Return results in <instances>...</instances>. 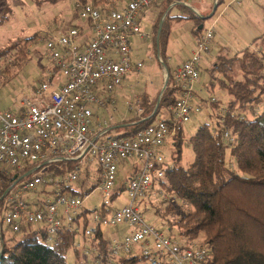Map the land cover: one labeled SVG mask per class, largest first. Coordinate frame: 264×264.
Wrapping results in <instances>:
<instances>
[{
  "label": "built area",
  "instance_id": "obj_1",
  "mask_svg": "<svg viewBox=\"0 0 264 264\" xmlns=\"http://www.w3.org/2000/svg\"><path fill=\"white\" fill-rule=\"evenodd\" d=\"M165 1L170 2L169 8L188 7L187 0H127L119 8L77 4L78 16L89 23V35L69 27L46 42L45 57L58 73L57 81L52 74L41 82L34 92L37 102L26 99L17 112L0 111V232L17 235L26 228L40 232L44 244L51 245L61 231L79 237L81 226L89 223L81 238L88 247L79 239L73 241L83 258L75 264H116L120 257L132 255L144 257L148 264L204 261L205 248L196 243L184 245L158 230L144 220L140 207L165 197L158 185L173 163H166L162 149L169 141L175 142L181 127L201 112L194 102V87L200 81L202 58L209 52L213 30L199 31L187 58L171 74L166 72L165 80L171 82L174 94L166 117L158 116L144 128L124 135L114 133L124 122L100 120L95 115V110L114 106L116 89L128 75L141 71L142 63L132 61L130 38L144 39L138 24L140 13ZM4 63L0 61V74ZM134 100V104L126 103V112L133 117L124 127L145 120L141 99ZM210 103L216 100L211 98ZM221 113L223 124L227 109ZM211 132L217 135L219 131L212 127ZM221 134L233 143L229 130ZM134 160L137 166L133 165L124 185L115 189L118 168ZM93 165L102 198L98 207L88 211L75 184ZM122 190L128 202L113 208ZM86 213L92 216L87 218ZM122 225L127 226V234L108 242L104 252L100 250L96 236L101 228Z\"/></svg>",
  "mask_w": 264,
  "mask_h": 264
},
{
  "label": "trees",
  "instance_id": "obj_2",
  "mask_svg": "<svg viewBox=\"0 0 264 264\" xmlns=\"http://www.w3.org/2000/svg\"><path fill=\"white\" fill-rule=\"evenodd\" d=\"M157 6L161 10L160 18L170 2ZM3 7L2 10H10V4ZM168 20L162 23L158 48ZM194 29L196 35L199 31ZM155 30L156 38L157 26ZM27 46L28 40H22L18 45L0 49V61L5 62L1 74L17 60L27 58ZM252 46L230 58H219L206 70L210 79L208 90L220 89L228 98L222 131L213 135L208 123L199 125L189 138L192 162L184 166L176 157L158 185L169 196L161 202L162 206L166 205L162 215L167 216L170 211L171 216H176L174 212L178 216L174 223L167 221L168 230L174 228L173 235L184 245L203 236L204 243L197 245L206 249V257L200 264H264V254L257 250L260 245L264 248V31ZM169 82L155 114L152 115L155 109L152 100L144 99L145 120L125 127L124 135L144 128L158 116L166 117V108L174 101L173 92L168 90ZM249 106L253 112L258 107L260 113H251L252 118L245 119L235 111H244ZM225 130L234 136L233 144L223 138L221 133ZM179 138L180 133L175 138V146L179 145ZM78 185L85 186L86 180H80ZM95 185L85 190L84 195L94 190ZM12 235L0 232V264H68L66 254L74 249L76 239L74 233L61 231L56 243L46 245L40 232L22 228L19 234ZM256 239L260 240L259 244L255 243ZM107 243L100 240V250L104 252ZM116 264L148 263L144 257L132 255L120 257Z\"/></svg>",
  "mask_w": 264,
  "mask_h": 264
},
{
  "label": "rangeland",
  "instance_id": "obj_3",
  "mask_svg": "<svg viewBox=\"0 0 264 264\" xmlns=\"http://www.w3.org/2000/svg\"><path fill=\"white\" fill-rule=\"evenodd\" d=\"M195 2H197L198 8L203 6V0L201 2L199 0H191L190 3L188 2L190 11H179L177 8H172L173 13L171 15H191L193 11L191 8H196L193 6ZM6 4H10V10L6 8L2 10ZM77 4H92L102 8H119L126 4V0H0V49L15 43L18 45V42L22 40H28L27 58L22 61L17 60L14 64L8 66L9 69L0 75V111L17 112L21 102L26 99L36 100L37 102V99L34 98V92L40 87L41 82H47L52 74L54 75V82L57 81L58 73L53 72L52 66L45 57V45L48 40L63 35L69 27H78L84 31L88 30V21L78 16V11L76 10ZM202 17H207V15ZM161 21L162 18H158V9L156 6L145 8L141 12L138 24L144 39L139 40L132 36L130 38V46L131 58L141 62L142 69L139 73H133V80L128 79L127 84L124 85V93L121 94L124 101L116 99L117 102L114 106L95 110V115L98 119H105L112 122L111 116H116L114 109H117L118 113H123L127 107L126 103L131 102L134 104V99L139 96H141L142 105H144V96L152 97L151 100L153 103L151 105L157 106L158 108L160 96L163 94L164 89H166L164 88L166 71L167 74H171L173 69L181 62L185 44H189L191 40V32L189 29L194 26V23L190 26L193 22L192 19L176 22V24L180 23L182 25L179 28H174L177 29L175 32L176 40L169 43L167 41L168 37L164 34L159 51L157 43L155 42L154 32L155 27L159 26ZM206 21L211 22L210 20ZM216 30L218 32L215 31V36L219 34V30ZM228 33L231 32H227L224 36ZM184 34H186L187 41L185 40ZM201 73L200 85H202V88L201 90L198 89L194 98V102L200 107L201 112L193 115L190 121L181 127L178 146H175L173 141H169L163 147L162 153L167 164L173 163L176 157H178L179 163L184 166L192 162L193 150L189 144V138L195 134L199 125L208 123L210 127H216L217 131H222V124L220 123L222 117L221 109L226 108L228 98L220 89L215 88L209 91V75L206 71H202ZM168 86V90L171 91V82H169ZM211 98L216 100L215 104L211 105ZM148 100L151 101L150 99ZM250 108L251 106L241 111L236 107L237 110L235 111L237 114L243 115L245 119H251V113L255 115L260 113L258 107L253 108L254 112ZM132 115L129 113L127 119L132 118ZM124 129L122 127L118 129V132L114 133L123 132ZM137 164V161L134 160L132 162H124L120 165L117 172L115 189H120L124 185L128 175L134 170L133 165L137 166ZM95 169L96 167L93 165L92 168L87 170V175H82V178L86 180L85 186L82 187L75 184V187L78 188L79 195L83 199V208L88 211L93 210L96 206L98 207L102 198L97 185H95L97 184V172L94 171ZM93 185H95L94 190L84 195L86 193L85 190H88ZM163 195L165 197L154 198L152 201L149 200L146 202L148 206L145 204L141 205L140 210L147 223L152 224L166 235L171 234V236H174L173 234L176 230L173 228L172 231H169L168 226L170 225H168V222L170 220L174 223V219L178 218L177 212L173 214L176 215L175 217L170 215V211H168L169 215H162L166 205L162 206L164 204L161 202L166 201L169 197L164 191ZM127 202L125 191L122 190L115 200H113L112 207L118 209L123 207ZM156 211L158 214H156ZM85 216L89 218L92 215L86 213ZM87 226L82 225L80 229L81 237H76V239L80 240V244L86 247L89 245L88 242L81 240V238L83 239L82 233ZM127 232L128 228L124 225L115 228H101L96 238L99 241L103 239L106 242H111L113 239L121 240ZM175 237L179 238L178 236ZM193 243H204L203 236L194 240ZM255 243L259 244L260 240L256 239ZM257 250L264 254L263 246L260 245ZM76 254L78 252L72 248L67 252L66 260L68 264H74L75 261L82 263L83 258L81 254L75 257Z\"/></svg>",
  "mask_w": 264,
  "mask_h": 264
},
{
  "label": "crops",
  "instance_id": "obj_4",
  "mask_svg": "<svg viewBox=\"0 0 264 264\" xmlns=\"http://www.w3.org/2000/svg\"><path fill=\"white\" fill-rule=\"evenodd\" d=\"M187 1L190 3L191 0ZM199 2H201V0H199ZM196 3L197 2L193 4V6H195L196 8H191L193 10L191 12V15H171L173 13L172 8H177L179 11H190L189 7H185L183 5L171 6V8H168L166 11H164L162 16L160 17L162 18L161 24L159 23V26H157V35L155 38V42L158 46L159 34L161 32L162 23L163 21H165L166 18L169 20L167 21L165 36L168 37L167 41L169 43H171L173 40H176L175 32L177 29L174 28H179L182 26L180 23L176 24V22L186 20L189 21L190 19L193 20L190 26H192L193 23L194 26L189 29V31L191 32V40L189 44H185V48L182 51V60L176 67H178L193 50V41L195 34L192 30L194 27V31L197 32L208 28H211L213 30V43H211L209 52L202 58L201 62L202 71L204 72L207 70V68H210L215 65L219 58H230L233 55L244 50L245 48L252 49V43L257 37L261 36L264 31V0H239V3H237L236 0H203V6L201 8H198ZM156 7L158 9L159 17L161 10L158 6ZM204 15H207V17H202ZM206 20H210L211 22L209 23ZM216 29L219 30V34L217 36H215L216 32H218ZM82 32L85 35H89V26L87 31L82 30ZM227 32H231L228 33L230 34V36H228V34L224 36ZM185 36L186 34H184V37ZM185 40L187 41L186 37ZM132 61L139 62L136 59L134 60L133 58ZM176 67L173 70H175ZM128 79H130L131 81L133 80L132 74L128 75L126 79L122 82V84L116 89L114 95L115 99H124L121 94L124 93V85L127 84ZM201 86L202 85H200V81L195 85L194 89H196V93L198 89L201 90ZM144 97L146 101H149L148 99H152V97L150 96ZM139 98L141 99V96H139ZM115 114L117 117L111 116L112 119L115 120L114 122H124L120 124L125 125L126 121L128 120L127 116L129 115V113L126 112V109L123 113H118V110L115 109ZM123 125L115 127L116 131H119L118 129L122 127L125 128ZM145 205L148 206L147 203Z\"/></svg>",
  "mask_w": 264,
  "mask_h": 264
},
{
  "label": "water",
  "instance_id": "obj_5",
  "mask_svg": "<svg viewBox=\"0 0 264 264\" xmlns=\"http://www.w3.org/2000/svg\"><path fill=\"white\" fill-rule=\"evenodd\" d=\"M166 81V83H165V86H164V88L166 87V85H167V79L165 80ZM156 110H157V106L155 107V109H154V111H153V113H152V115H154L155 114V112H156Z\"/></svg>",
  "mask_w": 264,
  "mask_h": 264
}]
</instances>
